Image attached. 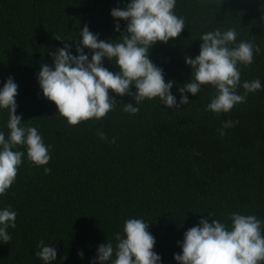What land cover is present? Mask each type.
<instances>
[{
	"label": "trees",
	"instance_id": "trees-1",
	"mask_svg": "<svg viewBox=\"0 0 264 264\" xmlns=\"http://www.w3.org/2000/svg\"><path fill=\"white\" fill-rule=\"evenodd\" d=\"M128 3L0 0V90L14 78L16 114L25 126L38 129L51 156L48 165L38 167L25 146L14 149L25 155L15 182L0 196V210L17 213L16 227L8 229L12 239L0 241V264H44L35 255L40 242L57 250L52 264H93L98 247L108 241L115 246L114 234L123 236L130 218L150 224L160 264H177L178 242L201 219H218L231 228V214L255 215L264 234V0H176L174 13L184 19L185 29L150 49L149 59L163 69L165 82L175 81L172 94L179 103V88L192 79L185 57L200 54L203 34L234 28L236 44L258 45L253 64L238 67L241 84L259 79L262 88L230 113L207 110L216 95L211 85L196 96L187 93L190 102L179 108H167L158 97L136 105L133 85L130 96L110 90L117 104L105 118L70 126L44 97L38 74L42 65L54 69L52 53L66 42L78 55L85 26L100 40L120 39L127 22L120 20L116 32L111 10ZM84 52L91 60L92 50ZM103 66L120 71L115 59L105 58ZM237 93L244 95V89ZM128 103L139 107L136 115L123 111ZM8 120V110L0 108L6 139ZM228 120L238 123L221 136ZM45 167L51 172L45 174Z\"/></svg>",
	"mask_w": 264,
	"mask_h": 264
},
{
	"label": "clouds",
	"instance_id": "clouds-1",
	"mask_svg": "<svg viewBox=\"0 0 264 264\" xmlns=\"http://www.w3.org/2000/svg\"><path fill=\"white\" fill-rule=\"evenodd\" d=\"M175 7L176 0H130L126 8H113L111 15L117 21L116 32L121 31L120 20L127 22V34L116 41L100 40L85 26L80 31L82 40L76 45L78 55H72L70 45L65 42L63 48L52 53L54 69L41 66L38 83L44 97L55 103L59 115L70 126H78L92 119H103L114 110L117 102L110 90L116 96H130L133 85L136 105L158 97L167 108L187 105L190 102L187 93L196 96L202 86L211 85L216 89V95L207 110L214 114L230 113L236 105L246 101L248 93L261 90L259 79L245 80L241 84L238 67L253 64L254 54L260 52V47L248 41L236 44L234 28L216 29L200 37V54L195 59L185 57V63L192 69V79L179 88L181 98L177 103L172 94L175 81L166 83L163 69L149 59L154 45L158 42L167 44L185 29L184 19L174 13ZM85 48L92 50L91 60L85 54ZM105 58L108 61L115 59L120 71L113 73L105 68ZM238 87L244 89V95L237 93ZM17 95L18 85L9 77L0 90V108L9 112L7 139L0 132V196L7 194L22 164L25 153L14 150L17 146L26 147L27 158L35 166H46L51 160L49 147L38 129L25 126L22 116L16 114ZM123 111L136 115L139 107L128 103L123 105ZM236 123L224 121L220 135H225V129L235 127ZM97 135L107 141L103 132ZM50 172L51 169L45 167V174ZM16 218L17 213L10 207L0 210V241L4 244L12 239L8 229L16 227ZM230 218L231 228L218 219H212V223L201 219L198 226L190 228L184 234L183 242H178L182 254L174 256L177 264H264L262 222L255 215L233 213ZM149 226L142 219H127L124 235L114 234L115 246L111 241L100 245L93 264H160L161 257L153 251L156 240L148 231ZM38 248L35 255L44 264L56 261L54 247L40 242ZM78 255L83 257V252Z\"/></svg>",
	"mask_w": 264,
	"mask_h": 264
}]
</instances>
